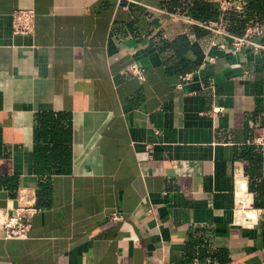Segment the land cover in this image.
Returning <instances> with one entry per match:
<instances>
[{"label": "crops", "instance_id": "0c3cea01", "mask_svg": "<svg viewBox=\"0 0 264 264\" xmlns=\"http://www.w3.org/2000/svg\"><path fill=\"white\" fill-rule=\"evenodd\" d=\"M194 1L0 0V208H41L0 264H264V0L207 22ZM246 2L257 52L227 29Z\"/></svg>", "mask_w": 264, "mask_h": 264}, {"label": "built area", "instance_id": "2783aa9c", "mask_svg": "<svg viewBox=\"0 0 264 264\" xmlns=\"http://www.w3.org/2000/svg\"><path fill=\"white\" fill-rule=\"evenodd\" d=\"M235 3V0H220L218 2V8L221 11L227 10ZM12 31L14 34H29L34 30V11L32 9H15L12 14ZM207 28L216 27L214 25L203 24ZM263 29V26L257 23H248L245 26L243 35L236 36L233 39V45L240 47L242 45H249L255 52L258 51L259 45L254 41V37L259 35ZM217 31L218 28H217ZM128 72L135 76L139 81L144 80L143 69L136 63L132 62L127 65ZM189 74L181 75V79H187ZM244 184L237 182V190L243 191L242 197L237 196V206L235 208V222L236 223H250L254 220L253 214L246 215L244 212H248L245 207L248 205L244 199ZM41 210L37 206L34 195L21 190L16 196V205L12 208H0V237L1 238H25L28 236V232L31 228L32 217ZM110 217L115 220H120L121 214L118 211H113Z\"/></svg>", "mask_w": 264, "mask_h": 264}, {"label": "trees", "instance_id": "16d2710c", "mask_svg": "<svg viewBox=\"0 0 264 264\" xmlns=\"http://www.w3.org/2000/svg\"><path fill=\"white\" fill-rule=\"evenodd\" d=\"M259 3V1L257 0ZM262 6L264 5L261 2ZM258 5V4H257ZM256 6V5H255ZM254 7L253 3L246 2L243 11L238 12L235 9H230L228 14V30L238 36L243 35L245 26L249 23V16L251 8ZM183 10L192 18L198 21L207 22L209 20H217L219 10L217 4L209 1H197L195 0L192 4L182 6ZM261 25V24H260ZM52 114H43L38 117L43 130L51 129L54 127V120Z\"/></svg>", "mask_w": 264, "mask_h": 264}, {"label": "bare ground", "instance_id": "6f19581e", "mask_svg": "<svg viewBox=\"0 0 264 264\" xmlns=\"http://www.w3.org/2000/svg\"><path fill=\"white\" fill-rule=\"evenodd\" d=\"M242 189H244V185L242 186ZM245 194V193H244ZM242 195H243V191L240 189V187H239V189H238V191H237V196L238 197H242Z\"/></svg>", "mask_w": 264, "mask_h": 264}]
</instances>
